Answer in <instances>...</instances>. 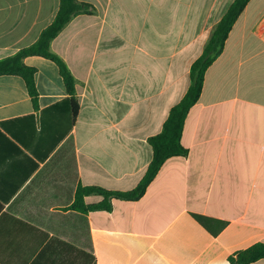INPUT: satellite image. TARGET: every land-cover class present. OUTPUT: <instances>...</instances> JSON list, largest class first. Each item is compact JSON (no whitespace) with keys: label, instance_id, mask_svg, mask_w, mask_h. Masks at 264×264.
Masks as SVG:
<instances>
[{"label":"crops","instance_id":"obj_1","mask_svg":"<svg viewBox=\"0 0 264 264\" xmlns=\"http://www.w3.org/2000/svg\"><path fill=\"white\" fill-rule=\"evenodd\" d=\"M52 51L77 80L72 121L57 65L29 56L0 76V264H231L264 244V0H251L166 161L137 202L71 209L77 189L133 190L190 87V69L235 0H78ZM60 0H0V59L34 44ZM103 197L90 195L86 204ZM254 264H264L261 260Z\"/></svg>","mask_w":264,"mask_h":264},{"label":"trees","instance_id":"obj_2","mask_svg":"<svg viewBox=\"0 0 264 264\" xmlns=\"http://www.w3.org/2000/svg\"><path fill=\"white\" fill-rule=\"evenodd\" d=\"M250 2L251 0H235L231 4L214 29L203 54L192 64L188 91L180 103L171 109L161 133L149 138L148 142L153 151V159L138 186L133 190L121 192L109 191L98 186L85 187L80 185L77 189L75 202L71 206L72 210L84 214L92 211H111V201L113 199L130 202L140 201L166 161L174 157L188 156V150L182 145V136L188 114L201 98L207 71L224 52L226 42L234 25ZM91 14H93V7L90 4L79 2L78 0H60V8L54 21L41 33L34 44L20 50L13 56L0 59V76L21 77L26 83L36 110L39 109V93L35 81L36 69L24 63V59L29 56L43 57L57 65L69 95L66 103L71 107L72 121L73 123L76 121L80 111L77 80L66 62L52 51V42L73 18L79 15ZM90 195L101 196L103 200L98 204L88 205L85 198ZM228 260L231 264H254L264 260V244H254L230 256Z\"/></svg>","mask_w":264,"mask_h":264}]
</instances>
